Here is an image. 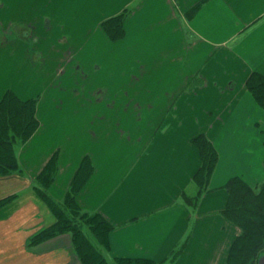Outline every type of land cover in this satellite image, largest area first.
<instances>
[{"label":"crops","instance_id":"crops-1","mask_svg":"<svg viewBox=\"0 0 264 264\" xmlns=\"http://www.w3.org/2000/svg\"><path fill=\"white\" fill-rule=\"evenodd\" d=\"M123 11L124 35L111 40L101 24ZM0 21L39 38L30 49L12 38L0 46V98L8 89L37 96L39 121L16 150L21 172L0 175V199L15 196L0 207V264H79L68 233L30 244L54 222L33 188L53 155L56 200L90 159L76 202L111 225L113 264H226L240 228L223 214L224 186L235 176L252 187L264 180V107L246 86L264 75V0H0ZM48 48L60 56L54 68L34 57ZM47 70L90 80V110H62ZM200 134L218 159L192 205Z\"/></svg>","mask_w":264,"mask_h":264},{"label":"trees","instance_id":"trees-1","mask_svg":"<svg viewBox=\"0 0 264 264\" xmlns=\"http://www.w3.org/2000/svg\"><path fill=\"white\" fill-rule=\"evenodd\" d=\"M123 11L102 22V27L111 40L124 35ZM246 86L254 99L264 107V75L253 73ZM38 97L20 98L8 89L0 98V175L21 172L16 149L29 139L39 126L36 117ZM199 150L200 166L192 177L198 187L195 198H186L195 205L199 196L206 190L210 176L215 168L218 153L210 140L200 134L193 139ZM57 169L56 155L44 166L34 181L33 188L53 214L54 222L35 234L30 244H36L55 235L68 233L79 264H113L106 260L103 250L108 249L109 225L98 213L81 209L76 202L78 191L92 172V164L84 157L75 172L69 189L61 200L49 194V186ZM225 189L228 197L223 214L236 223L240 232L233 241L226 264H256L259 253L264 250V180L256 186L248 185L238 176L230 178ZM15 196L0 199V207L6 205ZM97 220V224L91 221ZM87 228L88 232L83 230ZM92 236V238L90 237ZM171 264L170 261L153 262L143 259H115V264Z\"/></svg>","mask_w":264,"mask_h":264},{"label":"rangeland","instance_id":"rangeland-1","mask_svg":"<svg viewBox=\"0 0 264 264\" xmlns=\"http://www.w3.org/2000/svg\"><path fill=\"white\" fill-rule=\"evenodd\" d=\"M29 37H30V39H29ZM31 37H32V39L34 38L33 41L31 40ZM9 38H10V40L12 38V41H15V40L18 41V39L24 41L25 45L28 46L29 49L34 48L33 44L36 45V42L39 41V38H38V40H36L37 39L36 35L31 32V28L27 24L16 23V22L1 23V21H0V46L3 45L4 42ZM28 42H29V44H28ZM34 57L37 59L38 63L40 61V58H42L41 61L44 62L42 64L45 67L54 68L58 65V63H60V59H59L60 56H57L55 54L54 50H52L51 48H48V55H46V56L41 55V54L39 55V53H37V51H36L34 53ZM40 72L45 75L46 74L45 68H43V70H40ZM47 72L49 73V75H51L50 78L53 80V83L55 85H57L55 89L63 90V93H61V92L60 93L63 94L64 100H66V103H65V106L62 108V110H69V109L78 110V111L90 110V107L92 104L90 102V96H89L88 90H87L91 84L90 80L88 82L87 78L82 79L78 76L73 78V75H71L68 70H65V72H67L70 75V77L69 76H67V77L61 76L60 77L59 76L60 74L58 72H56L55 70H50V71L47 70ZM82 83L85 84V87H87L86 91L82 92V93L79 92L77 94H73L72 92L75 89H72V86L77 87L78 85H80ZM138 90H139V88H138ZM154 96L159 97L160 94L157 93V94H154ZM126 104H128L129 109H130L131 105L133 106L132 109H135L134 104H130L129 102H126ZM103 108H104V105H103V107H101V109H103ZM117 109H119V108H117ZM78 122H81V120H78ZM91 223L97 224V220L95 219L94 221H91ZM83 230L86 231L87 233H89L87 228H83ZM90 237L92 238V236H90ZM103 251L105 253V250H103ZM106 260L108 262H110L107 259V257H106ZM165 264H167V263H165ZM256 264H264V250H262V252L259 253L257 260H256Z\"/></svg>","mask_w":264,"mask_h":264}]
</instances>
